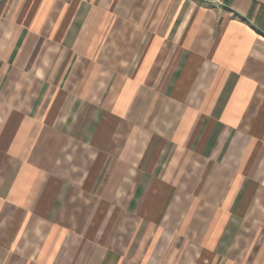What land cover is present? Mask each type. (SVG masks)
Segmentation results:
<instances>
[{
	"label": "crops",
	"instance_id": "crops-1",
	"mask_svg": "<svg viewBox=\"0 0 264 264\" xmlns=\"http://www.w3.org/2000/svg\"><path fill=\"white\" fill-rule=\"evenodd\" d=\"M0 264H264V0H0Z\"/></svg>",
	"mask_w": 264,
	"mask_h": 264
},
{
	"label": "built area",
	"instance_id": "built-area-1",
	"mask_svg": "<svg viewBox=\"0 0 264 264\" xmlns=\"http://www.w3.org/2000/svg\"><path fill=\"white\" fill-rule=\"evenodd\" d=\"M216 2L223 3V0H215Z\"/></svg>",
	"mask_w": 264,
	"mask_h": 264
},
{
	"label": "water",
	"instance_id": "water-1",
	"mask_svg": "<svg viewBox=\"0 0 264 264\" xmlns=\"http://www.w3.org/2000/svg\"><path fill=\"white\" fill-rule=\"evenodd\" d=\"M225 1H228V0H225Z\"/></svg>",
	"mask_w": 264,
	"mask_h": 264
},
{
	"label": "rangeland",
	"instance_id": "rangeland-1",
	"mask_svg": "<svg viewBox=\"0 0 264 264\" xmlns=\"http://www.w3.org/2000/svg\"><path fill=\"white\" fill-rule=\"evenodd\" d=\"M219 3V2H218Z\"/></svg>",
	"mask_w": 264,
	"mask_h": 264
}]
</instances>
